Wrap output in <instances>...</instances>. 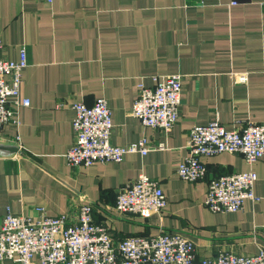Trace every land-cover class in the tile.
Masks as SVG:
<instances>
[{
  "label": "crops",
  "instance_id": "crops-1",
  "mask_svg": "<svg viewBox=\"0 0 264 264\" xmlns=\"http://www.w3.org/2000/svg\"><path fill=\"white\" fill-rule=\"evenodd\" d=\"M0 39V57L19 61L27 50L20 97L30 100L18 108V124L0 127V142L17 147L0 150V226L8 212L76 216L90 201L95 222L116 243L169 230L192 239L197 259L264 250V156L253 164L239 153L203 156L208 175L193 182L177 172L193 126L264 122V0H0ZM174 73L183 76L182 103L165 133L145 126L132 108L139 84L153 86L154 76ZM98 98L112 110L114 144L145 138L165 148L71 166L72 104L92 106ZM248 170L258 175L257 199L237 212L210 210V178ZM142 174L160 183L167 207L145 217L120 214L119 189Z\"/></svg>",
  "mask_w": 264,
  "mask_h": 264
},
{
  "label": "built area",
  "instance_id": "built-area-1",
  "mask_svg": "<svg viewBox=\"0 0 264 264\" xmlns=\"http://www.w3.org/2000/svg\"><path fill=\"white\" fill-rule=\"evenodd\" d=\"M27 65L26 48L21 49L19 61L0 57V127L18 124V108L30 104L29 99L20 97L22 71ZM182 77L180 73L154 76L153 86L139 84L132 114L145 126L169 133L179 120ZM72 108L75 143L66 157L73 167L121 162L129 153L146 155L153 149L165 148L164 142L150 147L145 138L126 146L114 144L112 110L105 98H98L92 106L75 102ZM189 135V154L177 169L180 177L189 182L208 175L203 156L239 153L249 164L264 156V122L249 120L228 129L214 120L193 126ZM257 178L254 170L211 177L205 199L208 208L221 213L242 210L245 200L257 199ZM167 205L160 183L142 174L119 189L115 208L122 215L145 217L161 214ZM34 257L40 259V264H264V250L256 255L220 252L215 258L197 259L192 239L169 230L155 236H129L116 243L109 229L95 222L90 201L79 206L76 216L42 213L33 219L12 212L5 214L0 226V262L12 259L32 264Z\"/></svg>",
  "mask_w": 264,
  "mask_h": 264
},
{
  "label": "water",
  "instance_id": "water-1",
  "mask_svg": "<svg viewBox=\"0 0 264 264\" xmlns=\"http://www.w3.org/2000/svg\"><path fill=\"white\" fill-rule=\"evenodd\" d=\"M0 150H3L7 153H15L17 151V147L0 142Z\"/></svg>",
  "mask_w": 264,
  "mask_h": 264
}]
</instances>
